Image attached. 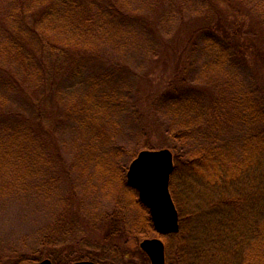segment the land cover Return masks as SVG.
<instances>
[{
	"label": "trees",
	"instance_id": "obj_1",
	"mask_svg": "<svg viewBox=\"0 0 264 264\" xmlns=\"http://www.w3.org/2000/svg\"><path fill=\"white\" fill-rule=\"evenodd\" d=\"M127 57L164 73L142 70L138 60L136 91L115 90ZM120 110L137 131L127 146L101 152L110 137L93 129ZM65 117L87 135L78 140L82 154L102 158L84 157L88 164L138 149L173 151L179 231L162 236L164 264H264V0H0V190L25 193L34 182L40 201L64 207L49 210L14 264H113L99 253L59 250L81 226L76 187L63 189L68 177L55 170L68 159L58 135ZM160 132L164 142L156 143ZM77 162L85 164L82 155ZM124 169L115 174L121 195L94 216L114 220L101 240L112 256L128 253L121 242L155 232ZM135 208L139 217L128 225ZM75 245L82 250L79 238Z\"/></svg>",
	"mask_w": 264,
	"mask_h": 264
},
{
	"label": "rangeland",
	"instance_id": "obj_2",
	"mask_svg": "<svg viewBox=\"0 0 264 264\" xmlns=\"http://www.w3.org/2000/svg\"><path fill=\"white\" fill-rule=\"evenodd\" d=\"M124 59L129 62L130 67L124 71L126 76H121V74H119L120 76L118 75V77H120L118 78L120 83L111 85V87L115 90H117V86L123 88L124 86H127L126 91H136L135 88H133L136 77L131 76V73H139L140 70H138L135 66L138 60V64L143 63L142 61L145 62L141 66L143 68L142 70L150 71V73L154 72V75L157 77H159V75H163L162 73H164L160 71L163 69L160 66L161 64L155 65L154 63H151L149 59L143 60V58L140 57H127ZM164 59H166L165 56L162 60ZM163 62H165V60ZM156 66L158 69L155 71L154 69ZM127 75L130 77V80L127 79ZM143 97L144 96H141L140 99L142 100ZM72 102L73 104H76L77 99H72ZM140 107L142 108L144 106L140 105ZM125 112L122 110H120V112L114 111L108 114L105 120L103 117L97 121L95 126L96 128L94 127L93 131H98L99 127H101L102 131H105L106 133L105 137H108V135L110 137L107 141V138H105V140L103 139V141L106 142L103 143L100 150L101 152L113 153L116 146L120 144L127 146V142H130L132 136L135 135V131H137L136 126L131 124L132 122L130 117H127L128 114ZM155 117L156 115H153L151 119L153 120ZM112 122L115 123V126L111 124ZM79 128L80 127L77 128L76 122L70 120L68 117H65L60 125V132H58V135L60 136L59 144L62 146V148H59L64 155L68 156V159L65 158L66 162H63L64 165H62V162H58L55 170L60 173L61 176L62 173H64L65 176L68 177L67 181L66 178L62 179L66 184L64 187L62 186L63 189H67L68 187L70 188L69 183H74V186L76 187L77 196H75V201L73 203L74 206H77L74 207L73 210L76 211L77 214H80L78 222L81 225H79L80 227L76 239L79 238L82 243V245H80L82 250H80L76 249V239H72L70 241L68 240L62 247L59 248L61 254L64 255L65 252L70 251V249H75L77 251L99 253V256L104 255L103 257L113 264H144L142 259H146V264H150L147 256L139 248V244L144 239L159 238L163 241V238L159 236L155 230V232H148L150 230H144V233H151L148 237H131L127 239L126 242H121V245L123 244L124 246L125 244V248L128 249V253L120 254L118 251L112 256L110 253H103L104 246L101 240L102 232L107 229L108 225L110 226L114 220L109 217L105 220L94 217L100 209L107 206V202H111V200H115L119 195H121V193H119L120 185L116 180L115 174L123 168H125L124 171L126 174L131 161L140 151L146 149L136 150L135 156L129 159H126L128 157H118L114 161L105 162L104 160H97L96 166L91 163L88 164L84 162V157L95 155L96 157L101 158V156L98 153H95L92 149H90L87 153L82 154L81 150H79L80 148L78 147V144L80 141H85L88 138L86 133ZM158 130L161 131V128L159 127ZM162 134L163 132H160V134L157 135L158 138L155 136L156 138L153 139L154 142H164ZM163 148L169 149L172 152L174 160V153L170 148L159 147L154 150ZM81 155L83 163L85 164L77 162V158H80ZM72 156L73 158L69 159V157ZM74 159L76 160L71 163L70 161H73ZM100 169H102V171ZM106 174L107 176L105 177ZM36 181L39 180L37 179ZM33 183L34 182L31 183L25 193H17L16 195H13V192H7L6 189L3 191L0 190V255L5 257L0 259V264H14V261L18 259L20 254L28 252L30 246H32L35 241L33 240L34 230L38 227V225H42L45 222V219H49L47 216V214H49V210L57 209L60 211L64 208L63 204L54 203L53 209H50V206L52 207V203L48 205L47 200L44 202L40 201V195H37V193H35L32 189ZM44 188L47 189V186ZM61 194V188L58 187L56 190V198L58 199L61 197ZM43 199H46V196L43 197ZM137 212V209H133L130 214L127 215L128 219H126V222L128 225L131 224L132 217H139ZM83 225L85 226L84 229ZM133 226H135V222L133 223ZM81 229L83 230L81 231ZM120 256L122 257V261L119 260Z\"/></svg>",
	"mask_w": 264,
	"mask_h": 264
},
{
	"label": "water",
	"instance_id": "obj_3",
	"mask_svg": "<svg viewBox=\"0 0 264 264\" xmlns=\"http://www.w3.org/2000/svg\"><path fill=\"white\" fill-rule=\"evenodd\" d=\"M173 170V156L168 149L142 150L131 161L126 173L128 186L137 191L140 202L149 210L153 227L160 235L179 231L178 212L169 192ZM139 248L148 257L150 264H164V245L161 239H144ZM52 264L49 259L37 263ZM70 264H96L80 261Z\"/></svg>",
	"mask_w": 264,
	"mask_h": 264
}]
</instances>
